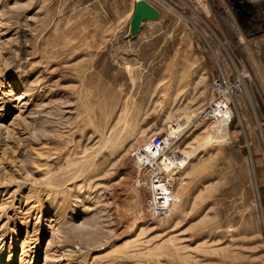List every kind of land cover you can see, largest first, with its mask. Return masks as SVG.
<instances>
[{
	"label": "rangeland",
	"instance_id": "1",
	"mask_svg": "<svg viewBox=\"0 0 264 264\" xmlns=\"http://www.w3.org/2000/svg\"><path fill=\"white\" fill-rule=\"evenodd\" d=\"M146 1L0 0V264H264V0Z\"/></svg>",
	"mask_w": 264,
	"mask_h": 264
},
{
	"label": "built area",
	"instance_id": "2",
	"mask_svg": "<svg viewBox=\"0 0 264 264\" xmlns=\"http://www.w3.org/2000/svg\"><path fill=\"white\" fill-rule=\"evenodd\" d=\"M218 85V83H216ZM166 142L167 138L166 137H161V136H155L153 137L146 145H144L142 148L137 150V158L142 160L143 162H147L148 159L154 158V160H157L159 155H162V151L166 147ZM153 160L150 161V163ZM160 165H172L174 166L175 164H178L179 161L177 159V156H164L162 155L158 161ZM157 165V164H156ZM157 168L155 169V172L153 174L154 177V182L156 183L157 189H160L163 196L159 197L160 199L156 202L160 208H166L169 204L170 200V191L168 188L164 186L161 182H158L159 176L157 175Z\"/></svg>",
	"mask_w": 264,
	"mask_h": 264
},
{
	"label": "water",
	"instance_id": "3",
	"mask_svg": "<svg viewBox=\"0 0 264 264\" xmlns=\"http://www.w3.org/2000/svg\"><path fill=\"white\" fill-rule=\"evenodd\" d=\"M158 16V9L146 0H136L133 14L130 18L129 31L137 32L144 19H155Z\"/></svg>",
	"mask_w": 264,
	"mask_h": 264
},
{
	"label": "bare ground",
	"instance_id": "4",
	"mask_svg": "<svg viewBox=\"0 0 264 264\" xmlns=\"http://www.w3.org/2000/svg\"><path fill=\"white\" fill-rule=\"evenodd\" d=\"M221 107L223 108V105H222ZM222 112H223L224 115H223V117L220 118V121H219V122H220L221 124L219 123V125H224V124H225V122H226L225 119H226L227 115L229 114V111L224 110V109L222 110ZM178 126H180V125H178ZM223 128H224V127H223ZM221 131H222V130H221ZM173 132H174V131H173ZM218 133H220V131H219ZM222 133H223V132H222ZM172 134H173V133H172ZM225 135H226V134H225ZM212 137H213V135H212ZM215 138H216V137H215Z\"/></svg>",
	"mask_w": 264,
	"mask_h": 264
}]
</instances>
